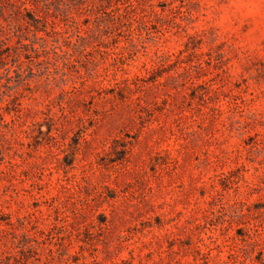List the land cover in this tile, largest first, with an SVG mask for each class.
<instances>
[{
  "label": "rangeland",
  "instance_id": "374dc122",
  "mask_svg": "<svg viewBox=\"0 0 264 264\" xmlns=\"http://www.w3.org/2000/svg\"><path fill=\"white\" fill-rule=\"evenodd\" d=\"M0 264H264V0H0Z\"/></svg>",
  "mask_w": 264,
  "mask_h": 264
}]
</instances>
